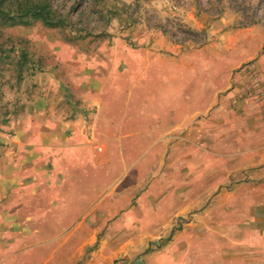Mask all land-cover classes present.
<instances>
[{
  "label": "rangeland",
  "instance_id": "obj_1",
  "mask_svg": "<svg viewBox=\"0 0 264 264\" xmlns=\"http://www.w3.org/2000/svg\"><path fill=\"white\" fill-rule=\"evenodd\" d=\"M43 1L64 26L0 18V264H264V177L212 160L200 111L208 75L264 76V0ZM130 52L177 80L176 102L124 145L107 132L62 152L42 121H94Z\"/></svg>",
  "mask_w": 264,
  "mask_h": 264
},
{
  "label": "crops",
  "instance_id": "obj_2",
  "mask_svg": "<svg viewBox=\"0 0 264 264\" xmlns=\"http://www.w3.org/2000/svg\"><path fill=\"white\" fill-rule=\"evenodd\" d=\"M242 59L237 53L234 56V63H241ZM157 60L159 61V59ZM115 61H119V59L116 58ZM121 61L117 64L121 67L113 70L111 77L105 82V88H97L98 108L94 121L92 120L83 127H77L78 129L71 127L70 123L66 127V122L60 127L55 120L42 121L41 126L48 137L57 135L67 143V147L63 146L62 152L71 149V145L74 144H92L93 138L98 136H105L104 139H107V132L117 137V143L124 145L127 143L126 139L133 134L129 132L130 129H144L141 128V123L144 124L146 119L156 120L157 116L161 117L167 111V108L172 104L171 101L176 102V98L174 99L172 96L178 95L177 80H169L168 84V80L164 78L166 75L159 72L161 69H158V72L154 71L152 67L154 58L145 59L137 57L133 53ZM146 62H149L151 67L145 68L143 63L146 64ZM260 78L264 80L263 75ZM248 85L249 82L242 74L236 76L232 81L230 79L227 83L225 76L208 75L205 77V91L201 93L203 98H201L200 105V111L211 112V117L207 120V125L211 126L205 128V139L208 145L213 146V149L205 147V150L213 157L212 160L217 154L219 162L227 160L233 163V166L228 167L231 168L228 176L237 175L246 180L264 177V104L247 96ZM90 97L94 99V96ZM193 97L194 95L191 93L189 98L192 99V102ZM172 98L173 100H171ZM86 101L87 104L91 103ZM162 101L165 106L157 107L156 105ZM166 103L171 104L166 105ZM187 110L193 112L195 109L191 104ZM103 121L105 124L111 122L125 124L117 128L115 125L114 131L113 128L105 125L107 128L102 130L103 127L99 123ZM154 131H137V134L134 135L138 138L149 139L154 136ZM47 136L36 135L31 140L38 142L42 139V141L49 142ZM164 139L166 137H162L161 141L158 140L161 145H167V141ZM84 140L89 142H84ZM100 140L102 139L97 138V142H94L101 144L108 142ZM143 144H147V141H144ZM226 153H232V155L226 158ZM219 168L226 169V166L222 164ZM252 181L254 180L248 182ZM259 187L263 188L264 184Z\"/></svg>",
  "mask_w": 264,
  "mask_h": 264
},
{
  "label": "trees",
  "instance_id": "obj_3",
  "mask_svg": "<svg viewBox=\"0 0 264 264\" xmlns=\"http://www.w3.org/2000/svg\"><path fill=\"white\" fill-rule=\"evenodd\" d=\"M3 0H0V18L11 19L16 18L27 19L26 22L31 21H41L43 25L49 27L64 26L65 20L61 17L56 16V12L52 7L43 0H19L17 5V12L15 14H10V10H5L2 8Z\"/></svg>",
  "mask_w": 264,
  "mask_h": 264
},
{
  "label": "built area",
  "instance_id": "obj_4",
  "mask_svg": "<svg viewBox=\"0 0 264 264\" xmlns=\"http://www.w3.org/2000/svg\"><path fill=\"white\" fill-rule=\"evenodd\" d=\"M251 86L247 90V96L264 104V80L258 74L249 70Z\"/></svg>",
  "mask_w": 264,
  "mask_h": 264
}]
</instances>
